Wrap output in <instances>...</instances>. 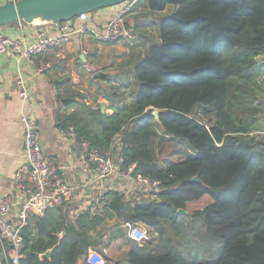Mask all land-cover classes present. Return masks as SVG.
<instances>
[{
	"label": "trees",
	"instance_id": "trees-1",
	"mask_svg": "<svg viewBox=\"0 0 264 264\" xmlns=\"http://www.w3.org/2000/svg\"><path fill=\"white\" fill-rule=\"evenodd\" d=\"M144 7L146 17L156 15L158 36L148 40L138 20L143 50L125 61L123 84L108 79L105 105L88 104L80 91L60 94L78 100L56 120L122 168L135 165V175L158 181L159 199L110 191L101 214L54 222L30 216L21 264H78L99 249L106 217L116 223L103 243L129 246L112 264H264V0H144ZM159 130L187 147L166 167L151 147ZM205 196L212 202L190 215L199 239L183 233L185 242L176 244L169 229L183 230L178 209ZM127 222L158 238L138 244L123 230ZM0 262L7 264L1 242Z\"/></svg>",
	"mask_w": 264,
	"mask_h": 264
},
{
	"label": "crops",
	"instance_id": "crops-1",
	"mask_svg": "<svg viewBox=\"0 0 264 264\" xmlns=\"http://www.w3.org/2000/svg\"><path fill=\"white\" fill-rule=\"evenodd\" d=\"M3 3L6 1L0 0V4ZM118 8L119 6L107 7L91 13L92 27L97 30L102 29ZM146 11L144 0H136L130 14L135 18L134 20L129 18L130 32L128 36L117 42H102L89 32L75 33L72 40L64 46L37 55L35 65L27 58L19 60L14 54H0V202L8 196L15 195L16 172L26 161L25 123L22 119V114L26 111L39 123L40 142L45 158L70 188L61 205L53 206L45 211L48 221L54 222L61 217L74 220L84 212L90 211L93 199L101 193L108 195V200L110 191L122 192L127 198L140 196L142 192L132 180L116 177L99 179L88 158L81 152L79 141L63 132V129L58 126L56 115L59 111L73 109L60 103V94L84 92L83 87H79L83 86L85 81L88 82L86 87H94L95 90L94 98L91 96H85V98L90 97L93 102L96 99L97 104H107L102 93L108 80L102 83L92 82L90 73L94 65L100 63L105 64L107 66L105 69L114 74H120L127 69L124 63L134 55V49L143 48L140 31L134 32L135 25L139 20L141 31H143V28L151 22L150 17L156 16L150 14L147 18ZM81 23L74 20L63 25L77 28ZM61 25V23H46L36 19L33 23L20 21L4 26L2 31L10 37L24 38L30 44L36 39L38 32L55 35L60 32ZM133 45L137 48H133ZM111 48L113 53L109 56L99 55L101 51ZM110 60V64L114 62L112 67L110 64L109 67L107 65ZM47 64L49 66L45 71H39L38 68ZM114 74H112L113 81L122 85L119 74L117 76ZM24 88L30 97L25 102L20 96ZM15 213L14 209V215ZM115 223V218L106 217L105 221L98 226V231L104 233L98 244L99 249H90L78 264H112L125 256L129 246L119 242L120 239L110 242L109 245H105L102 241L109 237ZM96 234L97 231L93 232V235ZM63 235L64 231H60L59 236Z\"/></svg>",
	"mask_w": 264,
	"mask_h": 264
},
{
	"label": "built area",
	"instance_id": "built-area-1",
	"mask_svg": "<svg viewBox=\"0 0 264 264\" xmlns=\"http://www.w3.org/2000/svg\"><path fill=\"white\" fill-rule=\"evenodd\" d=\"M135 4L136 0H129L118 5V10L102 29L97 30L92 27L90 14L82 13L77 19H74L82 22L77 28H69L67 25H63L66 23L63 22L59 33L48 35L45 32H38L36 39L30 44L24 38L8 36L0 28V54H14L19 60L27 58L35 65L37 55L64 46L72 40L75 33L89 32L102 42H117L128 35L124 27V20L132 13ZM48 66L49 64L38 69L45 71ZM20 96L24 102L30 99L26 88L20 92ZM85 101L96 106L90 97H86ZM22 119L25 123L26 161L16 172L15 195L8 196L0 202V242L7 264H21L25 247L22 230L28 224L30 216L43 215L47 209L61 205L70 189L66 181L56 174L55 169L44 156L38 121L28 111L22 114ZM63 132L71 138L77 139L73 127L63 130ZM78 143L81 152L88 158L99 179L116 177L132 180L142 193L146 196H152L159 184L158 181H152L141 174L135 175V165L122 168L121 164L113 157L93 147L87 140H80ZM107 202L108 196L106 194H98L90 205V212L101 214ZM14 209L16 210L15 215ZM124 226L129 239L138 244H142L147 239L148 231L143 225L127 222ZM0 264L2 263L0 262Z\"/></svg>",
	"mask_w": 264,
	"mask_h": 264
},
{
	"label": "water",
	"instance_id": "water-1",
	"mask_svg": "<svg viewBox=\"0 0 264 264\" xmlns=\"http://www.w3.org/2000/svg\"><path fill=\"white\" fill-rule=\"evenodd\" d=\"M129 0H16L0 4V27L13 22L33 23L40 19L46 23H63L77 19L82 13H93L107 7L118 6ZM124 27L129 34L130 21L124 20ZM110 76L102 71L96 72L93 77L96 80L105 79ZM78 100V98H62L61 104H68ZM160 110H155L153 115L159 119ZM193 180L200 181L198 177ZM124 196V194H122ZM180 214H185L186 209H178ZM51 251H47L42 256H50Z\"/></svg>",
	"mask_w": 264,
	"mask_h": 264
},
{
	"label": "rangeland",
	"instance_id": "rangeland-1",
	"mask_svg": "<svg viewBox=\"0 0 264 264\" xmlns=\"http://www.w3.org/2000/svg\"><path fill=\"white\" fill-rule=\"evenodd\" d=\"M93 13H95V12H93ZM129 18L134 20L135 16L134 15H130L126 19H129ZM149 20L151 22L147 24V27H144V28L142 27V28L144 29L143 31L147 33L148 40L151 41V39L153 40L154 38H156L158 36V30H157V22L158 21H157L156 16L150 17ZM3 27L4 26H1L0 28L2 29ZM134 47L137 48L136 46L133 45V48ZM145 48H147V47H144V49ZM142 50H143L142 47L138 48V49H134V51H142ZM111 53H113V48L103 50V51H101V53L99 55H102L104 57L106 55L109 56ZM114 53H117V52H114ZM112 59H113V57H112ZM107 63H108L107 65L109 67V64L111 63V60L108 61ZM113 63L110 64L111 67L113 66ZM105 68H107V66L105 64H101L100 63V64H97V65H94V67H93V69H92V71L90 73L91 74L90 77L94 78L93 75L96 72L102 71L104 73H108L110 76L106 77L105 79H100V80L99 79L98 80L94 79V80H96L97 82H101V83L104 80H108L112 76V74H114V73H112L111 71H108ZM87 84H88V82L85 81L84 85L80 86L79 88L83 87L84 92H82V91L81 92H82V94L84 96H91L92 98H94L95 97L94 87H90V88L86 87L85 85H87ZM103 84H105V82ZM151 147H152V150L154 151V155H155L159 165L162 166V167H166L171 162L180 161L181 159H183L185 157V155L187 153V147L183 143H181L180 141L175 140V139H168V138L164 137L163 133L160 130H159L158 135H156L152 139ZM152 198L159 199V197L156 196L154 193H152L151 199ZM211 202H212V199L209 196H205V197H203L202 199H200L197 202H191V203L188 204V206L186 208L187 212L185 214H182V215L185 216V219H184V227L182 228L183 230H182V232H180L181 234L179 235L178 233H176L175 229H173V228L169 229V230H171L172 237H173L174 242L176 244L179 241L185 242L184 239L181 237V236H183V233L184 234H188V236L193 238V239H196V240L199 239L198 236H195V233H196L197 230H196V228H193V224L190 221V215L195 209L203 208V207L207 206L208 204H210ZM141 225H143L148 231L147 239L156 240L158 238V233L157 232H155L153 229L149 228L148 226H146L144 224H141ZM122 228H123L124 231H126V228H125L124 225H123ZM119 242H121L124 245H127L126 244V240H124V239H120ZM222 247H223V242L220 241L218 249L219 248L222 249ZM183 249H184V247H183ZM189 249H191V248H189ZM195 250L196 249H194V252H196Z\"/></svg>",
	"mask_w": 264,
	"mask_h": 264
}]
</instances>
